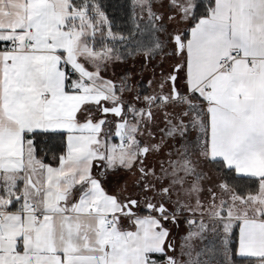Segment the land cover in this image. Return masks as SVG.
<instances>
[{"label":"snow or ice","instance_id":"6c2138e0","mask_svg":"<svg viewBox=\"0 0 264 264\" xmlns=\"http://www.w3.org/2000/svg\"><path fill=\"white\" fill-rule=\"evenodd\" d=\"M0 264H264V0H0Z\"/></svg>","mask_w":264,"mask_h":264}]
</instances>
